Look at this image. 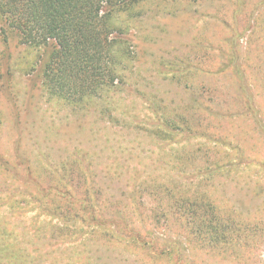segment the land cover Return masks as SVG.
<instances>
[{
  "label": "trees",
  "instance_id": "1",
  "mask_svg": "<svg viewBox=\"0 0 264 264\" xmlns=\"http://www.w3.org/2000/svg\"><path fill=\"white\" fill-rule=\"evenodd\" d=\"M147 1L0 0V36L47 56L41 83L49 97L73 114L97 105L114 121L116 107L102 101L129 82L134 44L125 37L127 20ZM187 63L171 60L158 73L173 85L187 81ZM188 97L178 106L171 97H147L140 126L166 155L157 172L138 173L131 183L115 170H95L84 150L55 160L42 153L34 161L23 152L16 162L1 158L4 182L19 185L0 204V264H109L113 250L141 264H202L200 255L241 261L255 245L246 240L264 228V220L255 222L251 210L227 197L243 155L220 145L226 136L210 123L222 119L216 101L210 105L196 90ZM250 193L262 196L264 183ZM27 213H34L29 229L21 226Z\"/></svg>",
  "mask_w": 264,
  "mask_h": 264
},
{
  "label": "rangeland",
  "instance_id": "2",
  "mask_svg": "<svg viewBox=\"0 0 264 264\" xmlns=\"http://www.w3.org/2000/svg\"><path fill=\"white\" fill-rule=\"evenodd\" d=\"M129 18L125 37L134 44L129 82L102 101L116 107L114 121H108V112L101 116L97 105L73 114L65 102L49 97L41 83L47 56H38L40 50L19 44L13 35L6 41L0 36V160L16 162L18 152L34 161L42 153L55 160L84 150L95 170H115L117 178L131 183L138 173L157 172L166 155L140 126L147 97H171L170 105L178 106L196 90L223 112L222 119L210 122L226 136L220 145L243 155V168L226 185L227 197L251 210L255 222L264 220V194L250 193L256 183H264V0H148ZM182 58L191 66L190 78L170 84L158 72L167 70L163 63ZM4 180L0 169V204L13 199L19 185ZM112 187L118 192L117 182ZM33 214L21 216L22 227L29 229ZM256 236L246 240L255 245L241 261H209L200 255L202 264H264L263 227ZM113 253L109 264H141L128 253Z\"/></svg>",
  "mask_w": 264,
  "mask_h": 264
},
{
  "label": "crops",
  "instance_id": "3",
  "mask_svg": "<svg viewBox=\"0 0 264 264\" xmlns=\"http://www.w3.org/2000/svg\"><path fill=\"white\" fill-rule=\"evenodd\" d=\"M257 234V233H256ZM254 237H258V236H256V235H254ZM239 262V261H238Z\"/></svg>",
  "mask_w": 264,
  "mask_h": 264
}]
</instances>
